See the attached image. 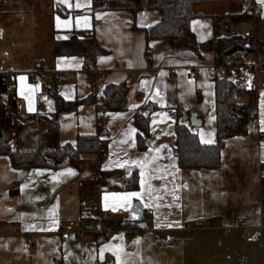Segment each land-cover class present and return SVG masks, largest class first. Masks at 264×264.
<instances>
[{
  "label": "crops",
  "instance_id": "1",
  "mask_svg": "<svg viewBox=\"0 0 264 264\" xmlns=\"http://www.w3.org/2000/svg\"><path fill=\"white\" fill-rule=\"evenodd\" d=\"M242 1L197 0L193 5L197 16L190 20L197 41L214 36L213 16L239 15V21L222 25L217 32L248 33L249 44L264 42V0H253L261 8L257 26L244 15ZM0 7V44L27 40L32 50L23 66L0 71L14 89L11 94L6 90L5 108L0 110L11 150L30 151L39 143L48 150L75 144L77 135L97 133L100 116L108 132L105 156L81 154L82 170L67 163L58 171L15 169L9 155H0V264H264L261 52L246 53L231 74L240 86L236 100L255 105L256 116L247 132L223 137L218 168L186 169L176 163L177 122L196 133L202 144L217 140L214 76L221 73L212 50L198 54L180 50L166 38L148 39L146 29L159 23L158 9H108L101 0H4ZM42 40L47 41L41 44ZM71 40L78 53L52 54L55 43ZM89 48L99 53L94 57L83 53ZM0 53L3 58L1 45ZM253 59L261 62L260 67L246 72ZM37 61L47 73H67L68 83L51 84L44 78L33 82L32 65ZM190 71L195 72L193 78H188ZM107 84L128 87L125 110L100 111ZM50 90L65 100L94 95L95 101L55 116ZM149 102L155 109L149 114L147 146L140 150L132 116L136 107ZM37 116L55 120L57 133ZM121 168L137 169L138 197L118 190L115 173ZM13 188L17 193L10 192ZM136 201L143 208L146 227L168 232L173 242L157 245L146 230L129 237L118 231L74 234L104 224L108 217L127 219ZM190 224L193 227L185 230ZM240 232L254 239L247 242ZM25 235L34 241L29 249L22 248Z\"/></svg>",
  "mask_w": 264,
  "mask_h": 264
},
{
  "label": "trees",
  "instance_id": "2",
  "mask_svg": "<svg viewBox=\"0 0 264 264\" xmlns=\"http://www.w3.org/2000/svg\"><path fill=\"white\" fill-rule=\"evenodd\" d=\"M4 0H0V4ZM197 0H101V3L108 9H127L136 12L137 10L158 9L160 10L159 23L146 29L148 39H169L173 46L180 50H192L199 54L200 50L208 49L214 53V63L218 67L224 65L221 74L214 76V117L216 120L217 140L214 144H202L196 133L183 123L177 122L174 126V146L176 150V163L181 168H218L220 166L221 147L224 143L223 137L243 135L247 132L253 118L249 117L254 113L252 102L239 103L236 100V93L240 86L233 79L231 74L243 64V56L248 52L258 51L264 55V42L253 45L246 43L240 38V35L224 36L217 30L220 26L228 27L231 22L239 21V15H216L214 20V36L199 43L196 35L190 28V20L197 16L193 11V5ZM257 26V23H256ZM75 40L70 42L55 43L52 54L73 55L75 51ZM149 56L148 47L145 49ZM94 57L96 53L91 49H85L83 53ZM8 88L5 76L0 72V110L5 108L3 96ZM128 87L124 84H107L102 93L104 102L99 108L100 111H122L127 108ZM51 97L55 100V116L64 111H75V109L84 103L95 101V96L90 95L84 99L65 100L54 91H49ZM101 104V103H99ZM155 109L152 103L140 105L134 109L133 123L137 128L136 145L138 149L144 150L147 146V139L150 128V112ZM46 125L54 134L57 133L58 125L55 120L46 117H36ZM97 133L91 135H77L75 144L65 143L57 145L52 149H44L39 143L33 150L18 151L11 150L10 136L4 127L0 125V155H9L11 165L15 169L21 168H47L58 171L67 163L76 170H82L84 167L80 155L84 153H97L99 157L105 156L107 140L104 138L108 133L104 124L99 121ZM115 180L119 183L118 190L136 191L140 186L137 169L130 172L121 168L115 173ZM11 193H17V189L10 190ZM103 222L106 228L119 229L122 226H133L127 219L105 218Z\"/></svg>",
  "mask_w": 264,
  "mask_h": 264
},
{
  "label": "built area",
  "instance_id": "3",
  "mask_svg": "<svg viewBox=\"0 0 264 264\" xmlns=\"http://www.w3.org/2000/svg\"><path fill=\"white\" fill-rule=\"evenodd\" d=\"M242 5L244 7V15L250 17L254 24H256L258 22V18L261 12V8L260 6L256 5L254 3L253 0H243L242 1ZM240 38L245 42V43H249L250 42V34L246 33V34H242L240 35ZM88 60L85 61V65H87ZM261 65V62H259L257 59H253L251 61V63L247 64V68H246V72H254L256 71ZM224 69V65H219V70L220 73L223 71ZM31 76H32V80L33 82H38L41 81L43 78L45 80V82L47 83H58V82H64V83H68L69 81V75L67 73H56V72H51V73H47L46 68H44L43 64L41 62H34L32 65V72H31ZM195 76V72L194 71H190L188 74V78H193ZM13 87L10 86L7 88V92L8 93H12L13 92ZM104 100H102L100 106H102ZM255 113H250L249 117L252 119L254 118L256 115ZM100 120H102V117L100 116ZM147 213L150 215L152 213V210L147 211ZM89 216H95L89 214ZM240 227H242V224H239ZM193 226L192 224L187 225L184 227L185 230H189L191 229ZM139 230H146L150 233L151 237L153 238L154 242L157 245L160 246H166L167 244L173 242L174 238L168 233V232H163L161 230L155 229V228H140L138 225H128V226H122V228H119L117 230H111L109 228H106V226L104 224H100L99 226H94V228H89V229H80V231L74 232V234L76 236H80V234H84V233H89V234H97V235H104V234H108L109 232H113V231H118L122 234H125L127 237L131 236L132 234L136 233ZM240 236L242 238H244L247 242H252V240L254 239L253 236H246V234H244L243 232L239 233ZM23 243H22V248L24 249H29L31 247H33L34 241L32 240L30 235H25L24 239H23Z\"/></svg>",
  "mask_w": 264,
  "mask_h": 264
},
{
  "label": "rangeland",
  "instance_id": "4",
  "mask_svg": "<svg viewBox=\"0 0 264 264\" xmlns=\"http://www.w3.org/2000/svg\"><path fill=\"white\" fill-rule=\"evenodd\" d=\"M1 9V7H0ZM1 13V12H0ZM1 16V15H0ZM3 42L0 44L3 46V58L0 55V61H4V66L0 65V71L5 69L16 68L18 65L26 64L27 59L31 55L32 50L29 47V43L24 41H13V40H2ZM47 41V40H46ZM44 40L41 41V44L46 42ZM1 54V53H0ZM144 220V218H143Z\"/></svg>",
  "mask_w": 264,
  "mask_h": 264
},
{
  "label": "water",
  "instance_id": "5",
  "mask_svg": "<svg viewBox=\"0 0 264 264\" xmlns=\"http://www.w3.org/2000/svg\"><path fill=\"white\" fill-rule=\"evenodd\" d=\"M230 80H232V78H230ZM191 121L193 123H196L197 122L195 120L194 116L191 117ZM142 215H143V208H142L141 204L136 201V203H134L131 206L130 211L128 212L127 220L130 223H132V224H134L136 226L138 225L140 228H145L146 225L142 221Z\"/></svg>",
  "mask_w": 264,
  "mask_h": 264
},
{
  "label": "snow or ice",
  "instance_id": "6",
  "mask_svg": "<svg viewBox=\"0 0 264 264\" xmlns=\"http://www.w3.org/2000/svg\"><path fill=\"white\" fill-rule=\"evenodd\" d=\"M262 95H264V94H262ZM262 123H264V122H262ZM68 171L71 172V169H69ZM142 183H143V181H142ZM126 196L129 197V198H131V197H138L139 196V193L132 192V193L126 194Z\"/></svg>",
  "mask_w": 264,
  "mask_h": 264
}]
</instances>
